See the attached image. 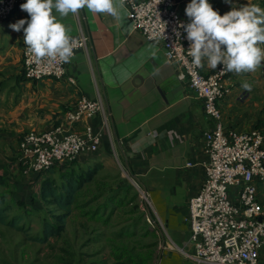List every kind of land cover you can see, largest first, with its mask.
Listing matches in <instances>:
<instances>
[{
  "label": "crops",
  "instance_id": "0c3cea01",
  "mask_svg": "<svg viewBox=\"0 0 264 264\" xmlns=\"http://www.w3.org/2000/svg\"><path fill=\"white\" fill-rule=\"evenodd\" d=\"M189 2L176 3L186 20L184 9ZM209 3L221 15L232 6L247 3L264 8V0ZM19 6L0 22V191L30 203L29 196L39 185L35 176L24 173V162L17 157L19 137L61 123L63 113L81 96L99 99L108 128L101 126V112L89 120L102 131L97 151L81 154L66 167L65 163L56 165L61 170L77 171L95 165L93 175L76 191L78 199L73 200L60 225V236L73 233L63 239L65 247L72 248L84 236L78 245L81 259L77 264H164L162 251L175 248L182 254L176 264H195L186 255L192 253L185 221L187 200L203 182L208 160L204 133L213 122L204 116L200 101L184 81L177 78L175 65L166 61L162 42L148 41L132 29L127 4L121 10L124 19L120 26L107 14L83 9L62 22L72 37L81 32L88 37L86 48L74 53L61 78L29 80L22 67L23 31L9 27L18 19H28ZM244 82L251 85V91L243 89ZM224 84L230 91L221 106L224 129L246 132L257 127L264 131V64L254 72H230ZM131 178L147 191L148 208L137 199ZM90 180L92 184L86 183ZM257 198L264 207V186L259 187ZM107 207L110 213L102 218ZM114 209L124 211L125 225L104 235L93 223L102 218L107 228ZM146 213L151 215L154 227L146 222ZM137 228L144 232L137 233ZM160 229L166 233L170 229L177 241L168 235L171 242L164 243ZM100 239L104 243L96 246ZM65 247L61 250L71 255ZM260 264H264V247Z\"/></svg>",
  "mask_w": 264,
  "mask_h": 264
},
{
  "label": "built area",
  "instance_id": "2783aa9c",
  "mask_svg": "<svg viewBox=\"0 0 264 264\" xmlns=\"http://www.w3.org/2000/svg\"><path fill=\"white\" fill-rule=\"evenodd\" d=\"M180 0H132L127 3V17L132 29L148 41H161L168 63L175 65L177 78L184 81L200 101L204 116L213 126L204 133L207 162L205 175L197 192L187 200L188 242L192 253L186 255L195 264H260L264 247V207L257 192L264 182V131L254 128L246 132L225 130L221 122V102L228 95L224 84L230 72L207 67L197 68L187 53L189 41L179 24L188 20L176 8ZM25 0H0V22L7 20ZM164 24V25H163ZM164 38L156 37L159 32ZM74 53L87 46L82 32L73 36ZM65 64L45 59L36 62L22 48L23 74L29 80L61 78ZM102 113L101 126L108 128L102 102L79 97L63 115L61 123L43 131H27L18 139L17 157L24 162L25 174H39L53 165L73 162L83 153H94L102 131L87 122ZM101 127V128H102ZM144 206L149 196L139 182L131 178ZM231 191L228 192V188ZM146 222L154 227L150 214Z\"/></svg>",
  "mask_w": 264,
  "mask_h": 264
},
{
  "label": "clouds",
  "instance_id": "9594fccd",
  "mask_svg": "<svg viewBox=\"0 0 264 264\" xmlns=\"http://www.w3.org/2000/svg\"><path fill=\"white\" fill-rule=\"evenodd\" d=\"M132 0H25L20 9L28 19L10 23L13 31H23L26 55L41 62L45 59L71 62L74 57L73 38L62 19L87 9L93 14H107L118 26L122 24L121 10ZM160 0H157V4ZM232 4V0H225ZM186 23L179 27L189 41L191 63L203 68L243 74L254 72L264 64V8L256 4L232 6L223 15L214 10L209 0H190L186 5ZM58 14V16H57ZM59 17V18H58ZM164 25V24H163ZM159 32L156 37L164 38ZM245 91L251 85L242 84Z\"/></svg>",
  "mask_w": 264,
  "mask_h": 264
},
{
  "label": "rangeland",
  "instance_id": "374dc122",
  "mask_svg": "<svg viewBox=\"0 0 264 264\" xmlns=\"http://www.w3.org/2000/svg\"><path fill=\"white\" fill-rule=\"evenodd\" d=\"M226 98L223 99V102L224 100H226ZM223 104L224 103L221 102L220 106H222ZM70 105L71 106L68 108L71 109L72 104ZM65 112L63 113V115L65 114ZM206 118L210 120L208 117ZM87 122L92 124L89 120H87ZM94 169V163H91V165H87L85 171H77V169L75 168L70 169L69 172H62L63 170L61 169H49L43 185L47 188L49 186H52L55 190V193L51 191L53 194H58L59 191H64L65 193H67V191H69V188H71L72 190H76L83 179H86L88 178V176L92 175ZM72 178H75V180H72ZM86 183L92 184L91 180ZM63 184H67L69 188L67 186H64ZM84 184L85 182L82 183L80 188H82ZM261 186H264V182L261 183L260 187ZM41 187L42 184H40V186L36 188L35 191L32 190V195H34V197L28 204L25 203V201L21 203L18 197H13L10 192L0 191V196L2 198L0 206H4L6 208L8 219L13 214H19L20 220L18 221H20L21 224V229H17L16 227H10L0 222V264H77L78 259L80 261L81 256H78L77 249L79 243L83 241L84 236L77 239L74 246L70 249H67L68 247H65V243L63 242V239L66 236L71 237V235L73 234L70 231L67 234L64 233L60 236V231L58 230L57 234L53 236L51 235L49 239H46L45 242H39L37 241V239H35L36 237L42 236L43 227L48 228V225L52 227L53 225L58 224V215L59 212H61V208L58 206V204L54 203L55 200L53 199V196H44L42 194V190L40 191ZM133 187L135 186L133 185ZM231 189L232 188L229 187L228 192H230ZM136 190L138 191L137 188ZM77 192H79V189ZM79 194L80 193H77L78 196ZM77 199L78 197L75 195L74 200L77 201ZM137 199L141 201L139 192L137 194ZM99 210L101 212V209ZM109 211L110 209L109 207H107L102 218L107 217L110 213ZM114 211L116 212L114 213ZM102 218L99 219L100 221H97L93 224L95 225L96 229L102 230L104 235H108L111 230H117L118 228L125 225L124 222L126 221V214L121 209H114L113 213L110 214L109 222L106 224L107 228L104 227L105 225L102 223ZM74 223L76 225L74 226L75 231L77 230L76 220H74ZM110 225H113V227H109ZM68 228L70 229L71 226H68ZM90 228H92V226H90L88 230H90ZM136 230L137 233L144 232V229L137 228ZM167 231L168 232L166 233L164 230L160 229V239L163 238L164 243H166V240L171 242L169 238L170 236L173 240L177 241L176 238H174V234L171 232V230L167 229ZM46 235L48 237L47 233ZM148 240L150 239L148 238ZM103 243L104 240L100 239L95 245L98 246L99 244ZM93 246L91 245V247ZM62 247H65L66 250L68 252H72V254L67 255L66 252L61 250ZM108 249L109 247L107 246L106 250ZM181 255V252L177 248L171 250L164 249L160 255L161 262H163L164 264H176L182 260Z\"/></svg>",
  "mask_w": 264,
  "mask_h": 264
},
{
  "label": "trees",
  "instance_id": "16d2710c",
  "mask_svg": "<svg viewBox=\"0 0 264 264\" xmlns=\"http://www.w3.org/2000/svg\"><path fill=\"white\" fill-rule=\"evenodd\" d=\"M69 163H71V162H66L63 166L66 167ZM49 169L58 170V169H62V168H59V167L57 168V166L55 164L52 167H50ZM49 169L47 171H45V172L33 175V176H35L34 177L35 178V183L38 184L39 186H40V184H42V187L40 188V191L42 190V194L44 196H53V199L55 200L54 203L58 204V206L60 208H64L65 212L59 213V215H58V224L53 225L52 227L48 225V228H44L43 227L42 236L35 238L39 242H45L47 238H49L51 235H54L56 233V231L59 230L62 221L69 214V207H70L71 203L73 202V200L75 198L76 191L81 187V185L84 182V180H87L89 177H91L93 175V173H92L91 176H88V178L83 179L76 190H72L71 188H69V186H67V184H63L64 186H67L69 188L68 189L69 191H67V193H65L64 191H59L58 194H53V193H55V190H54V188L52 186H49L47 188V187H45L43 185V183L45 181V177L47 175V172H49ZM69 170H63L62 172H69ZM72 180H75V178H72ZM47 190H48V194H47ZM61 190H62V186H61ZM51 191H53V193ZM33 197H34V195H30L29 196V202L32 201ZM1 201H2V198L0 196V205H1ZM19 201L22 203V200H19ZM18 220H20V215L19 214H13L8 219V216L6 214V208L4 206H0V222L1 223H4V224H6V225H8L10 227H14V228L16 227L17 229H21V226H20L21 224H20V221H18ZM45 225H46V223H45ZM46 233L48 234V237H47Z\"/></svg>",
  "mask_w": 264,
  "mask_h": 264
}]
</instances>
